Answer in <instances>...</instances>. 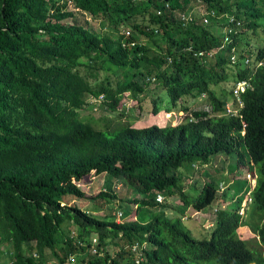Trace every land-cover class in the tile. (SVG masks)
<instances>
[{"label": "trees", "instance_id": "16d2710c", "mask_svg": "<svg viewBox=\"0 0 264 264\" xmlns=\"http://www.w3.org/2000/svg\"><path fill=\"white\" fill-rule=\"evenodd\" d=\"M187 9L191 20L181 18ZM218 16L224 34L210 26ZM263 42L264 0H0V264H133L136 242L146 243L139 264H264ZM245 59L251 64L241 68ZM230 76L251 84L241 116L225 113V90L215 89ZM124 96L152 115L165 97V111H182V120L136 127L129 117L105 119L128 116ZM194 99L211 110L191 108ZM92 106L103 128L81 114ZM221 152L235 156V167L255 165L248 224L259 249L238 236L243 180L230 194L235 206L216 209L205 236L182 220L224 198L213 179L194 198L184 189L185 165ZM102 174L105 188L91 199L116 198L114 181L137 195L120 221L65 202L86 197L80 185Z\"/></svg>", "mask_w": 264, "mask_h": 264}, {"label": "rangeland", "instance_id": "374dc122", "mask_svg": "<svg viewBox=\"0 0 264 264\" xmlns=\"http://www.w3.org/2000/svg\"><path fill=\"white\" fill-rule=\"evenodd\" d=\"M196 8L199 11V8L198 7ZM190 11L191 9H187V12H190ZM87 19L89 23L93 25L96 29L100 28V24L98 23V20H95L89 16L87 17ZM207 19L209 20L208 23H210V19L209 18ZM67 20H69V18ZM221 20H222L221 16L214 17L211 20L210 26L214 30V32L217 34L225 33L224 27L221 24H219V21ZM260 35L262 34L260 33ZM255 39H258V38L255 36ZM250 40H251V45L254 46L255 40L252 37L250 38ZM261 45H264V42ZM109 74L114 79L119 76L118 71H115L114 74L110 71ZM232 80L233 79L230 76L227 82L219 83L215 87L216 91L218 92L224 89L227 92V89H229L230 86L232 85ZM164 99L165 101L160 104L161 109L159 113L156 115H152L148 108L140 109L135 100H132L124 96L122 98V101L126 103L125 106H126V111L128 113V116H120L117 114L114 116V115H110V113H107L105 119L112 118L111 120L112 123L118 120L120 122H126V120L129 117L130 121H132L131 123L136 127H142V126H147L151 124H158L160 126H163L172 121L178 122V120L183 116L182 112H178L177 109H173L170 112H166L165 111L166 107H169L170 105L167 102L165 97ZM146 100H148L147 97H146ZM146 100L144 101V103H147ZM203 104L204 103L202 99H200L199 101L198 99H194L192 102H190V106L192 108L201 107ZM81 114L83 116L87 114H91L93 118L97 119L96 125L99 128L104 127V124L106 121L105 119L104 120L102 119L103 116H100L101 114L99 113L98 109L97 110L95 109V106L86 108L83 112H81ZM235 163H236V160L233 154L226 155L225 153L221 152V153H218L216 157L214 156V158H211L210 162L204 166H194L192 164L185 165L189 175H188V178L184 180V189L189 194L190 197H193V198L196 197L199 193L198 188H201L203 183L210 181L211 179H213L214 182L217 184V187H216L217 193H220L222 190L223 192L226 191L224 194V198L223 196L222 197L220 196L219 202L215 203L214 208L212 206H208L205 210L203 209L201 211H196V210L194 211L192 209H187L186 212L184 213L182 220L184 221L186 226L192 230L193 234L197 236L199 235L198 237H201L200 235L204 233H205L204 234L205 236L211 229L212 224L214 223V217H215L214 212H215L216 207H223L224 205V207L230 208L232 206H235L231 204L233 202H231L230 194L233 189L238 188V184H236L237 180L244 181L243 183H241L242 185L240 186L241 191L239 190L237 197L240 195H243L244 188L249 187L248 186L249 181L247 182L246 178L248 177L249 171L253 170L256 172L255 165L252 164V169L251 168L249 169V167L246 164L244 165L241 163H238L237 167H235ZM229 173L232 175L230 182L233 181L231 182L233 184L231 187L227 185L228 183L222 184V181L218 179V177L221 178L223 174H229ZM251 177H253V175H251ZM106 179L108 178L104 174L92 175L91 181L80 185V189H82L85 192L86 197L76 198V197L68 196V197H65V202L71 205H76L80 207L81 209L88 211L89 213H91L93 216H96L97 218L106 217L108 214V211L111 210L113 217L116 218V221L117 220L120 221L122 217H118V212L123 211V206L125 205L127 200H132V198H134L137 195L130 190L129 186L123 185L122 183L119 184L114 181L113 186H112V193H115L116 198L113 199V198L106 197L105 199H99V198L91 199V197L97 194L99 190H103L105 188ZM245 181L247 183L246 186H244ZM162 201L168 204L169 206H171V204L179 205L181 203L178 197L172 198L171 196L166 197V199ZM129 206L131 210L130 212L133 215L136 205L135 203H129ZM250 209L251 208H249L248 214L243 219L244 222L238 230V236L246 240L248 243V246L259 249L260 245L258 243V237L256 236L255 229L253 228L251 224H248L250 221H255V218L253 220L249 216ZM166 213L168 215L177 214L175 211H173L171 207H169L166 210ZM113 217L111 215H108L106 218L112 220ZM73 234L76 236L75 233ZM111 249L112 248H110V250ZM82 257H83V254L79 255L78 259ZM75 263H76V260H75ZM48 264H55V263L52 260H49Z\"/></svg>", "mask_w": 264, "mask_h": 264}, {"label": "clouds", "instance_id": "9594fccd", "mask_svg": "<svg viewBox=\"0 0 264 264\" xmlns=\"http://www.w3.org/2000/svg\"><path fill=\"white\" fill-rule=\"evenodd\" d=\"M250 64H251V62L248 61V59H245L244 62L242 63V65L244 67H241V68H245V67H247ZM260 64H261V62H258V65H260ZM248 88H251V84L246 79H240V80L237 79V80L233 81V83L230 86V88L227 89V92H226V90L224 91L226 93V97H225V101H224L225 113H228L229 115H239V116H241L240 109L243 107V100H242V96L241 95ZM200 98H204L205 99L204 95L203 96H200ZM199 100L200 99H198V101ZM204 104H203L204 107L202 105L201 107H197V108H202L205 111H210L211 110V105L210 104H207V103H204ZM197 108H194V109H197ZM179 112H182V111H179ZM182 115H183V112H182ZM181 120H182V117L178 120V122H180ZM178 122L177 121L176 122L175 121H172V122H170L168 124L174 125V124H176ZM165 125H167V124H165ZM165 125H163V126H165ZM248 174L250 176H248L246 179H247V182L249 181L248 182V186L249 187L244 188L243 195H240V196L237 197V198H239V200H237V205L235 206V212L240 217V223H241V225L243 224V222H244L243 219L247 216L248 210H249V208H250V206L252 204V191H253V188H254L255 183H256V174L254 173V171L253 170L252 171H249ZM251 175H253V177H251ZM222 184H224V183L222 182ZM223 207H224V205H223ZM233 207L234 206H232V208ZM216 209L218 210L219 207H216ZM216 209H215V211H216ZM241 225H239V228L241 227Z\"/></svg>", "mask_w": 264, "mask_h": 264}, {"label": "built area", "instance_id": "2783aa9c", "mask_svg": "<svg viewBox=\"0 0 264 264\" xmlns=\"http://www.w3.org/2000/svg\"><path fill=\"white\" fill-rule=\"evenodd\" d=\"M68 3H69V7H71L70 1H68ZM166 6H168V5L166 4ZM74 9L76 10V8H74ZM192 12H193L192 9H191L190 12H187L186 11L185 13L181 14V18L183 20H191L192 19V17H191ZM157 13H160V10H158ZM201 15L204 16L205 14H201ZM211 15H213V13ZM203 23L204 24L208 23V19L205 16L203 17ZM125 33L128 34L129 33L128 30H126ZM225 40H228V37L227 36L225 37ZM198 55H202V52H199ZM248 176H250V175L248 174ZM163 198L164 197L162 195H157V200L162 201ZM121 216H122V213L121 212H118V217H121ZM117 221H119V220H117ZM145 247H146V243L139 244V243L136 242V243H134V244L131 245L132 250L134 252H136V257H135V259L133 261L134 262L133 264H139L143 260V258H144V256H143V249ZM92 251H95V249L93 248ZM68 261H73V257L70 256L68 258Z\"/></svg>", "mask_w": 264, "mask_h": 264}]
</instances>
